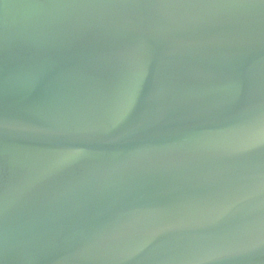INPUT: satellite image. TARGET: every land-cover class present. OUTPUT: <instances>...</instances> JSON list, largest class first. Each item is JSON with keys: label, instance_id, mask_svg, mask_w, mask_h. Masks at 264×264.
<instances>
[{"label": "water", "instance_id": "95a60500", "mask_svg": "<svg viewBox=\"0 0 264 264\" xmlns=\"http://www.w3.org/2000/svg\"><path fill=\"white\" fill-rule=\"evenodd\" d=\"M0 264H264V0H0Z\"/></svg>", "mask_w": 264, "mask_h": 264}]
</instances>
